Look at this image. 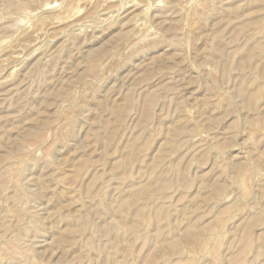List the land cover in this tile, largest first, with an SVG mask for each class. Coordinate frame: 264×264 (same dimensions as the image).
<instances>
[{"label": "rangeland", "instance_id": "374dc122", "mask_svg": "<svg viewBox=\"0 0 264 264\" xmlns=\"http://www.w3.org/2000/svg\"><path fill=\"white\" fill-rule=\"evenodd\" d=\"M0 264H264V0H0Z\"/></svg>", "mask_w": 264, "mask_h": 264}]
</instances>
